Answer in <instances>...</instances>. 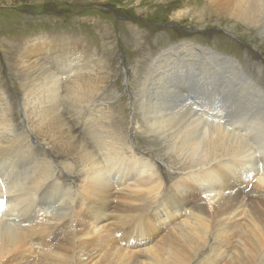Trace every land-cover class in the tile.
Returning <instances> with one entry per match:
<instances>
[{"label": "bare ground", "instance_id": "6f19581e", "mask_svg": "<svg viewBox=\"0 0 264 264\" xmlns=\"http://www.w3.org/2000/svg\"><path fill=\"white\" fill-rule=\"evenodd\" d=\"M224 1L232 3L233 18L264 31V0ZM5 43L0 48L10 64ZM62 45L52 49L58 75L40 64L42 56L29 62L35 52L24 51L18 65L24 95L13 102L0 86V264H98L108 247L120 250L130 223L151 222L143 214L150 203L166 218L156 222L153 237L126 250L140 252L166 232L182 246L167 253L162 241L163 255L162 247L147 246L149 253L121 264H192L204 249L209 255L201 264H264V125L250 112L234 111L235 95L250 91L228 87L239 70L221 81L217 57L202 56L191 44L181 46L185 54L169 48L140 80L143 118L131 114L125 122L124 104L105 96L110 61L84 60V46ZM172 53L180 60L172 62ZM64 59L81 65L67 72ZM147 135L163 141V165L141 148ZM71 190L76 195L61 199ZM113 200L116 214L103 216Z\"/></svg>", "mask_w": 264, "mask_h": 264}, {"label": "rangeland", "instance_id": "374dc122", "mask_svg": "<svg viewBox=\"0 0 264 264\" xmlns=\"http://www.w3.org/2000/svg\"><path fill=\"white\" fill-rule=\"evenodd\" d=\"M232 9V3L223 2V0H0V42H7L11 58L9 64L4 50L0 48V86L12 98L13 102H16L18 98L24 95L21 87L22 78L18 75V65L22 60L20 59L22 52H35L31 54L32 57L29 58V62H33L38 58L35 57L36 54L42 56L43 58L39 57L40 59H37L40 64L43 67L51 66L50 71H55L58 75L61 70H56L59 66L56 61L57 53L52 49L60 48V46H63L62 44H73V48L82 45L84 46L82 49L84 60L100 61L101 59V61H110L111 77L106 84L105 96L108 98L106 100L110 103L124 104L127 113L125 112L123 119H131V114L135 119H141L143 116L138 111L141 103L139 97L141 96L142 83H140V80L142 77L145 78L144 75L155 63L156 59L154 58L159 59L161 55L164 58L162 53L172 47L179 49L180 54H185V49L181 46L191 44L199 47L202 56L213 55L217 57L219 60L217 63L218 70L222 75L221 81L239 70L237 73L240 74L239 77L233 79L234 81L232 80L233 82L228 84V87L235 90L242 88L250 91H248L247 97H241L243 99L235 95L236 98L233 101L234 111L236 110L235 113L238 116L242 111L250 112L254 115L255 123L264 125L262 123L264 117L261 121L262 116L260 115L259 119L258 114V111L264 113V31L261 29L262 27L245 26L233 18L231 15ZM182 12L183 14H180ZM43 40L46 41L43 42ZM191 45L190 47H192ZM47 48L52 52L46 53ZM170 56L172 62L180 60L176 54L172 53ZM63 64V66L69 64L67 72H73L75 68L81 65V63L67 61L66 59H64ZM241 75H243L242 78H240ZM261 89L263 92H259V96L257 91ZM262 93L263 95H261ZM254 94H258L259 97ZM250 99L254 103H251ZM257 105L261 108H258ZM135 108L137 109L135 110ZM173 108L178 109L181 107L177 104ZM231 112L232 110L227 109V113ZM127 119L124 121L127 122ZM162 142L158 136L147 135V139L140 142V146L143 150H150L149 152H152L155 158L159 160L166 158L163 151L165 146ZM162 162V159L159 160L161 165H163ZM26 171L22 177H28ZM29 175H32V172H29ZM71 191L64 193L61 199L67 200L74 193L76 195V191ZM66 196L67 198H65ZM113 202L110 211L106 210L103 216L116 214L112 210L115 211V205L118 206V201L113 200ZM49 203L51 204V202ZM150 204H152L150 205L152 207L148 209L147 206L143 214L149 216L151 222L144 227L141 225L135 227L134 224L130 223L125 229V235L118 233L119 238L124 235L118 240L120 250L114 245L108 247L106 251L101 253L98 264H121V261L126 260L129 255L149 253V250L144 249L147 246V249L150 247L151 251L156 252V248L162 247L160 244L165 245L163 242L166 243L169 237L163 235L168 236L169 232L157 235L145 246L140 247L144 251L143 249L140 252L136 251L137 248L133 250L136 253H133L131 249L135 247H128V244L132 241H145L146 238L153 237L154 229L157 226L156 222L159 219L166 218L165 212L161 209L154 213L157 206L155 204L153 206V203ZM16 213L26 218L25 215L27 214L24 210L20 212L17 210ZM167 218L168 220H175L172 217ZM113 225L117 226L115 223ZM172 226L178 228V222L175 221ZM148 227L153 231L147 232ZM15 228L18 229V227ZM20 228L22 229V227ZM20 228L19 230H21ZM247 234L244 239L246 247L249 240ZM159 238H161V243ZM166 244L165 247L169 250L165 247L164 250H167V253H171L174 247L182 246L179 245L178 241L169 242L167 240ZM93 248L95 247H91V249ZM126 249L131 251L128 252ZM74 250L77 249L73 248ZM162 250L163 247L159 254L165 252ZM238 252H240V249ZM200 254L197 261H192V264H201L205 257L209 255V250L204 249ZM165 258L167 257L165 256ZM201 258L202 260H200Z\"/></svg>", "mask_w": 264, "mask_h": 264}]
</instances>
